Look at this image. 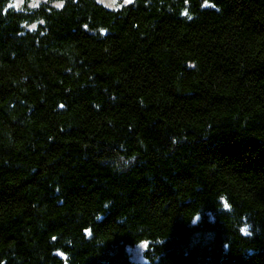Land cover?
Here are the masks:
<instances>
[{"label": "trees", "instance_id": "1", "mask_svg": "<svg viewBox=\"0 0 264 264\" xmlns=\"http://www.w3.org/2000/svg\"><path fill=\"white\" fill-rule=\"evenodd\" d=\"M14 1L0 264H264V0Z\"/></svg>", "mask_w": 264, "mask_h": 264}, {"label": "rangeland", "instance_id": "2", "mask_svg": "<svg viewBox=\"0 0 264 264\" xmlns=\"http://www.w3.org/2000/svg\"><path fill=\"white\" fill-rule=\"evenodd\" d=\"M49 0H29V5H38L41 2H46ZM102 2L103 4L109 6V7H118L122 4L128 3L126 0H98ZM132 1V0H131ZM24 0H15L14 4L16 6L21 7L23 5ZM55 4H61V2H54ZM146 242H140L136 246L131 247L129 249L132 259V264H143L146 261L145 258V249H146Z\"/></svg>", "mask_w": 264, "mask_h": 264}, {"label": "snow or ice", "instance_id": "3", "mask_svg": "<svg viewBox=\"0 0 264 264\" xmlns=\"http://www.w3.org/2000/svg\"><path fill=\"white\" fill-rule=\"evenodd\" d=\"M126 2L130 3V2H131V0H126ZM61 6H62V5H61Z\"/></svg>", "mask_w": 264, "mask_h": 264}]
</instances>
